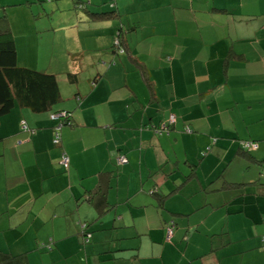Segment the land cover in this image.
Wrapping results in <instances>:
<instances>
[{"label":"crops","instance_id":"crops-1","mask_svg":"<svg viewBox=\"0 0 264 264\" xmlns=\"http://www.w3.org/2000/svg\"><path fill=\"white\" fill-rule=\"evenodd\" d=\"M27 1L48 17L46 0ZM66 1L73 12L55 24L17 27L19 65L41 71L20 59L37 31L68 54L64 65L91 44L100 68L86 92L56 105L72 114L57 142L53 112L15 107L0 118V251L29 264H264V195L250 185L261 175L237 194L222 187L236 166L264 172V0ZM88 4L119 17L88 19ZM118 30L127 52L115 59ZM170 113V132L154 135ZM242 141L257 148L245 153ZM106 177L112 205L99 214L91 195Z\"/></svg>","mask_w":264,"mask_h":264},{"label":"trees","instance_id":"trees-1","mask_svg":"<svg viewBox=\"0 0 264 264\" xmlns=\"http://www.w3.org/2000/svg\"><path fill=\"white\" fill-rule=\"evenodd\" d=\"M57 1V0H56ZM33 3V2H32ZM29 1L25 0L22 2H12L8 4L6 0H0V118L8 113H10L15 107L27 108L33 113H44V112H53L51 116H53L54 120H58L59 123L53 127L54 137L59 136L60 139V130L62 125H72V114L68 110H57L55 107L58 105L62 99L58 86L57 75L50 72H43L36 69H31L23 65H19L17 60V44L14 38V31H18L17 27L12 25L11 19H9L8 11L15 10H23L25 11L24 4L32 5ZM34 4V3H33ZM43 4V2H40ZM75 5L81 6L78 4L77 0L74 1ZM90 4V3H89ZM85 5L87 10L88 19L91 20H101L107 18H117L119 15L117 14L116 9L109 10H100L95 9L99 6L93 5ZM8 6H20L19 8H12L7 10ZM45 9V8H44ZM43 9V10H44ZM47 12V11H46ZM28 14V12H26ZM30 13H35L37 17L47 16L45 11L43 12H34L33 9ZM29 13V14H30ZM25 14V15H27ZM33 16V15H32ZM114 42L111 46L113 53H123L127 52V46L125 43L124 35L121 30H118L117 35L114 36ZM77 54H73L72 57H75ZM233 58L232 54H228L225 58V66L227 65L229 59ZM140 64V62L137 61ZM141 79L144 84L147 86V90L150 95L151 101L156 99L154 92V85L150 81L148 77L147 70L141 69L140 71ZM67 78L69 82L73 84H77V78L73 75L72 72L67 73ZM155 97V98H154ZM63 114V115H62ZM176 121V115L174 113H170L166 120L161 121L159 124L152 126V131L154 135L159 136L161 134H168L173 124ZM27 126L22 125L21 130L27 131ZM186 131H189L186 129ZM250 143L254 147L244 146L243 143ZM242 151L245 153H249L253 148H257V143L253 141H242L241 142ZM123 159V162H119L118 159ZM117 164H123L126 162V158L124 156L118 155ZM259 165L264 167V160L259 161ZM64 168H68L69 164L62 165ZM105 174H109L112 177L116 176V170H111L110 172H105ZM111 177V179H112ZM103 182L106 185L102 184L101 188L95 189L93 194L91 195V199H93V205L96 207L98 213H102L109 209L110 202H107L106 199V191L109 187H111L110 177H106ZM262 179V178H261ZM263 180V179H262ZM257 179L250 183L251 186L259 189L261 191L260 195H264V182ZM247 183H230L225 182L223 184L224 189L233 190L234 193H240L244 188H248ZM105 187V188H104ZM256 189V190H257ZM156 190L149 191L150 194H154ZM254 193V192H253ZM258 194L257 192H255ZM110 204V205H109ZM161 206V205H160ZM87 228L86 224L82 225V232H85ZM175 224L173 221L167 222L165 224V232L166 239L169 240L174 232ZM168 230L171 231V235L167 236ZM89 236V235H88ZM87 234L84 235V241H88ZM262 247L264 249V234L261 236ZM0 264H29L27 261L26 255H10L4 251H0Z\"/></svg>","mask_w":264,"mask_h":264},{"label":"rangeland","instance_id":"rangeland-1","mask_svg":"<svg viewBox=\"0 0 264 264\" xmlns=\"http://www.w3.org/2000/svg\"><path fill=\"white\" fill-rule=\"evenodd\" d=\"M57 3L58 1L56 0L54 1L46 0L45 2H43L44 5L48 6V11H47L49 14L48 17L47 16L37 17L35 13H30L32 9L34 10V12H37V6H38L37 4H33V5L24 4L23 7H25V11L23 10L10 11L9 10L8 17L9 19H11L12 25L14 27H20L24 24L26 25V27L27 26L33 27V26H36L34 22L36 24H39V26H41L43 24H46L47 20L50 21L47 23L55 24L54 22L58 20L60 17L68 16L69 14L73 12V7L72 5L70 6L68 1L66 0L59 1V7H57ZM19 7L18 6H12V7L8 6L7 8L12 9V8H19ZM27 11L28 13H30V16H31L30 18H28L27 15H25L27 14L26 13ZM80 12L82 13L84 11H80ZM63 19L65 20V18ZM15 32L16 31H14V33ZM21 35L22 34H19V33L17 34V36L19 37H21ZM32 35L34 37L32 41L30 42V44H32V47L31 46L29 47L32 49V51H30L29 55H26V53L22 52L20 54V59L23 60L22 63H24V61H26V63H29L28 60H33L36 67H38V69H40L41 71H44V70L48 72L52 71L55 74H57L58 86H59V91H60V95L62 99V101L58 104L57 108L60 109V105L73 101V97L76 92H86L87 91V86H89L88 79L89 78L92 79L95 73V69L93 66L95 67L98 66L92 63L94 62L95 58L99 56V52L90 51L89 49H85V48L92 47L91 44L85 43L83 44L84 48L82 49L81 47L74 48L73 50L74 52H72L73 54L75 52L76 53L79 52L81 54L80 55L78 54L72 59H69L70 63L67 65H64L65 63H67L65 61H67L69 57H68V54H65L64 50L58 49L57 41L52 46L48 38V35H44L43 37H41V35L37 31L35 33H32ZM111 44L112 43L110 42L109 45ZM110 48L111 46L109 47V50H107V52L109 53V56H115L114 54H111L112 49ZM82 54L83 56L81 58ZM106 55L107 54L102 55L101 62H105L106 64H108L110 60H108L109 58ZM53 59H56V61L52 62ZM115 59H116V56H115ZM31 66H34V65H31ZM99 66L104 67L106 65L100 64ZM97 68L99 70L100 67H97ZM68 72H73V75H75L76 78L79 79L78 84H73L69 82L67 78ZM102 86L104 87V84H102ZM144 87L147 88L146 85ZM255 149L256 148H253L252 150H255ZM255 170L256 169L253 165L251 169L249 170L241 166H236L233 169V172L231 174L232 176L229 175V177L232 183H244L245 181H247V179H249V177L253 175H261L263 179L262 181L264 182V172H256ZM254 177H257V176H254ZM249 181H252V180H249Z\"/></svg>","mask_w":264,"mask_h":264},{"label":"built area","instance_id":"built-area-1","mask_svg":"<svg viewBox=\"0 0 264 264\" xmlns=\"http://www.w3.org/2000/svg\"><path fill=\"white\" fill-rule=\"evenodd\" d=\"M62 115H63V114H62ZM58 140H59V136L57 135L56 138H55V141L57 142ZM243 145H244V146H251V147H254L252 144L247 143V142L243 143ZM118 161H119V162H120V161L123 162V159H120V158H119ZM61 163L67 166V164H68V158H67L65 155L62 156ZM170 235H171V231L168 230V234H167L168 238H169Z\"/></svg>","mask_w":264,"mask_h":264}]
</instances>
